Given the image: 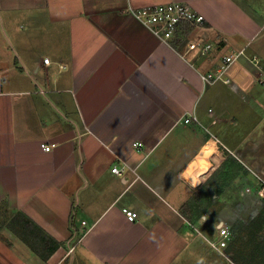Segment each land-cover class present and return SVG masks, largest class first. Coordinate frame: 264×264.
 Masks as SVG:
<instances>
[{"label": "crops", "instance_id": "crops-1", "mask_svg": "<svg viewBox=\"0 0 264 264\" xmlns=\"http://www.w3.org/2000/svg\"><path fill=\"white\" fill-rule=\"evenodd\" d=\"M178 2L205 17L180 48L134 15ZM263 79L264 0H0V211L59 244L1 213L0 264H264Z\"/></svg>", "mask_w": 264, "mask_h": 264}, {"label": "built area", "instance_id": "built-area-1", "mask_svg": "<svg viewBox=\"0 0 264 264\" xmlns=\"http://www.w3.org/2000/svg\"><path fill=\"white\" fill-rule=\"evenodd\" d=\"M136 18L142 21L146 26H148L154 34L159 37H162L163 40L171 41L177 37V31L179 26L182 23H189L195 28L201 26L205 22L204 15L195 12L190 5L186 3H168V4H159V6H147L140 8V10L134 12ZM190 48H200L202 52L209 53L212 49V44H202L201 41L190 43L188 45ZM236 55L225 56L222 60L221 65L214 70V72L202 74L201 78L204 85L213 84L219 79L228 82L229 79H225L226 70L228 66L233 63L236 59ZM46 64H50V59L47 58L44 61ZM264 82V79H263ZM184 122H195L197 117L193 114L184 116ZM140 147L141 145H137ZM45 150H50L51 145L44 146ZM112 171L118 175H122L117 167L113 168ZM258 186L264 193V179L260 178L258 180ZM123 213L128 221H135L138 217L137 213L131 209H123ZM206 220L210 218V215H204ZM82 225H86L85 222ZM219 228V237L220 241L212 242L211 246L216 250H221L223 247H226L228 242L231 239V226L226 223H220Z\"/></svg>", "mask_w": 264, "mask_h": 264}, {"label": "trees", "instance_id": "trees-1", "mask_svg": "<svg viewBox=\"0 0 264 264\" xmlns=\"http://www.w3.org/2000/svg\"><path fill=\"white\" fill-rule=\"evenodd\" d=\"M194 28L195 27H193L189 23H182L179 26L177 31L178 34L175 40V46L177 48L182 47L187 42L188 35ZM196 207L201 208L200 204ZM186 208L189 209L190 205L186 204ZM184 213L187 212L184 211ZM184 215L189 221L192 220L191 216H189L188 214ZM10 220L11 221L7 224L8 228L19 238H21L23 242L29 248H31V250H34V252L37 253L43 260L47 261L49 257L57 251L59 244L50 236H47L44 231H42L30 218L26 217L24 214H19L16 217H12ZM257 223H259L261 226H264V211L257 219V222H253L251 224V228H254L256 226L255 224ZM260 225L258 226V228L261 227ZM236 226L237 229L240 230L241 227H239V225ZM251 236L254 239V235H247L248 238H250ZM262 253L264 254V246L262 248Z\"/></svg>", "mask_w": 264, "mask_h": 264}, {"label": "rangeland", "instance_id": "rangeland-1", "mask_svg": "<svg viewBox=\"0 0 264 264\" xmlns=\"http://www.w3.org/2000/svg\"><path fill=\"white\" fill-rule=\"evenodd\" d=\"M184 191V196H188V192L186 191V189H184L183 190ZM263 199H264V194H263ZM176 202H178V200L177 199H174ZM205 206V204H203V205H200V207H204ZM1 211H0V216H1ZM10 214H12V217H16L17 215H19V213H10ZM10 214L9 215H5V212H3L2 213V217H6V216H10ZM21 214V213H20ZM23 215V214H22ZM214 215V214H213ZM209 220V219H208ZM11 221V220H10ZM218 236H219V234H218ZM215 240H217L218 239V237H217V239L216 238H214Z\"/></svg>", "mask_w": 264, "mask_h": 264}, {"label": "bare ground", "instance_id": "bare-ground-1", "mask_svg": "<svg viewBox=\"0 0 264 264\" xmlns=\"http://www.w3.org/2000/svg\"><path fill=\"white\" fill-rule=\"evenodd\" d=\"M208 144V143H207ZM208 146H210V144L208 145ZM213 152V151H212ZM188 177L190 176V175H187ZM186 177V176H185ZM193 185L194 186H197V185H199L200 184V180H199V178H196L195 179V177L193 178Z\"/></svg>", "mask_w": 264, "mask_h": 264}, {"label": "clouds", "instance_id": "clouds-1", "mask_svg": "<svg viewBox=\"0 0 264 264\" xmlns=\"http://www.w3.org/2000/svg\"><path fill=\"white\" fill-rule=\"evenodd\" d=\"M204 219H206V217Z\"/></svg>", "mask_w": 264, "mask_h": 264}]
</instances>
